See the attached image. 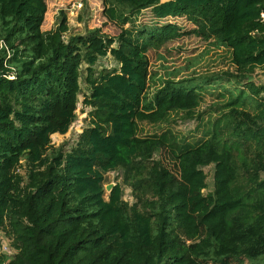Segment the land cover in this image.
<instances>
[{"label": "trees", "instance_id": "obj_1", "mask_svg": "<svg viewBox=\"0 0 264 264\" xmlns=\"http://www.w3.org/2000/svg\"><path fill=\"white\" fill-rule=\"evenodd\" d=\"M100 1L117 37L97 28L65 39L63 12L42 30L45 0H0V234L14 251L0 250V264H264V99L251 114L239 89L194 145L139 128L202 102L204 87L188 79L165 80L149 95L148 50L183 34L227 49L226 82L260 95L251 75L264 69V0ZM146 9L194 29L124 28ZM107 55L118 68L96 74ZM82 64L87 127L70 150L54 149L51 137L76 118ZM163 151L175 173L155 158ZM211 165L213 190L204 194ZM111 172L122 184L107 193Z\"/></svg>", "mask_w": 264, "mask_h": 264}, {"label": "rangeland", "instance_id": "obj_2", "mask_svg": "<svg viewBox=\"0 0 264 264\" xmlns=\"http://www.w3.org/2000/svg\"><path fill=\"white\" fill-rule=\"evenodd\" d=\"M45 2L47 11L42 26L43 31H48L56 26L61 12L65 13L68 24L65 39L72 35H83L86 31L97 28L109 37H117L121 31L118 25L106 22L102 15L103 7L100 0H45ZM168 23L178 26L183 33H188L194 29V26L185 18H166L157 21L150 9L141 11L137 15L135 23L133 25L127 24L124 28L135 27L138 29L142 26H161ZM147 57L149 61V95L159 88L165 80L188 79L204 87V90L201 91L202 102L200 106L191 114L173 113L168 121L163 123H140V136H151L170 131L175 138H178L179 142L194 145L204 139L205 134L211 130L212 123L228 111L225 105L232 97L238 95L239 89L244 91L242 109L251 114H256L259 111L257 101L264 99V69H256L251 75L253 85L256 88H263L258 97L251 95L241 85H232L226 82L227 79H230L228 74H234L230 54L227 49L217 47L212 41H204L194 35L183 34L157 49L150 48ZM85 68L86 66L82 64L76 118L66 134H55L51 137L54 149L70 150L87 127V113L90 109L85 108L82 104L84 95L89 93V87L85 83ZM114 68L117 69L118 64L110 55L99 58L93 66L96 74L103 69ZM207 81H212V83L207 84ZM155 158L160 159L170 171L175 173V161L171 154L163 151L158 153ZM22 165L19 173L24 174V160H22ZM203 170L206 174L207 188L204 190V194H206L213 190V165ZM105 177V186L111 184L113 188L116 183L122 184L120 172H111ZM122 190L123 200L132 203L134 199L130 189L123 186ZM0 239V250L6 255L8 254L9 257L12 256L14 251L10 248L9 241L2 234H0ZM261 262L262 260H259L258 264Z\"/></svg>", "mask_w": 264, "mask_h": 264}, {"label": "built area", "instance_id": "obj_3", "mask_svg": "<svg viewBox=\"0 0 264 264\" xmlns=\"http://www.w3.org/2000/svg\"><path fill=\"white\" fill-rule=\"evenodd\" d=\"M2 49H5L7 51V47H6L5 43L2 40H0V50H2ZM3 264H7V262H5Z\"/></svg>", "mask_w": 264, "mask_h": 264}, {"label": "water", "instance_id": "obj_4", "mask_svg": "<svg viewBox=\"0 0 264 264\" xmlns=\"http://www.w3.org/2000/svg\"><path fill=\"white\" fill-rule=\"evenodd\" d=\"M111 188H112V185H111V184H110V185H107V186H105V191H106L107 193H109L110 190H111Z\"/></svg>", "mask_w": 264, "mask_h": 264}]
</instances>
